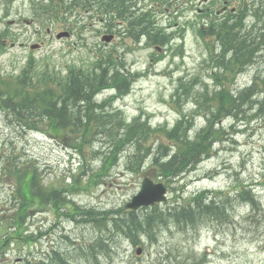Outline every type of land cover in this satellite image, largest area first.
<instances>
[{
	"label": "rangeland",
	"instance_id": "rangeland-1",
	"mask_svg": "<svg viewBox=\"0 0 264 264\" xmlns=\"http://www.w3.org/2000/svg\"><path fill=\"white\" fill-rule=\"evenodd\" d=\"M36 1L0 0V84L2 78L16 76L30 59L34 75L49 71L65 75L70 67L89 68L97 55L112 51L121 57L126 70L134 74L129 91L115 98L113 106L122 110L127 119L142 115L153 126H172L181 116L183 106L186 110L194 109L190 96L176 101L178 96L174 94L181 82L188 84L197 78L196 88L201 81L209 89L214 88L207 74L206 43L212 41L198 35L196 26L190 24L180 30L184 38H168L170 31L181 28L184 18H178V26L170 30L164 18L158 16L156 27H166L161 31L167 44L161 45L148 36L146 45L149 46L138 48L127 36L111 44L101 40L106 26L101 18L106 19L108 15L102 17L95 12L96 5L90 11L81 8L76 15L68 17L76 21L72 33L57 38L60 30L68 28L48 22L43 15V20L24 22L25 18L35 19ZM113 23H117L116 17ZM32 44L39 46L30 48ZM255 74L264 77V47L254 65L234 79L233 90L251 83ZM112 93L105 90L98 97L103 99ZM203 121L196 115L194 128L203 125ZM223 124L228 131L215 144L214 152L179 180H174L171 187L176 189V194L179 188L182 198L201 191L209 196L218 194L222 199L227 196L233 204L227 219L203 218L194 227L184 228L170 223L169 227L156 228L153 238L146 236L138 244L109 232L105 245L108 251L95 247L96 251L91 254L89 247L101 233L95 224L77 222L61 211L57 215L47 205L33 211L27 220L35 242L27 245L13 240L9 249L1 252L0 264H20L24 256H40L52 253V249L64 255L62 264H264V114L245 124L231 119L223 120ZM21 130L0 111V150L8 155L13 150L21 159L34 163L45 184L72 183L73 175L81 174L80 185L68 194V199L78 206L96 211L125 208L139 191L143 174L127 170L126 151L107 175L91 181L103 155L88 154L87 167L82 169L83 158L72 148L58 144L49 136ZM98 147L96 143L94 150L101 151ZM14 183L13 177L0 179V210L10 207ZM244 190L255 193V205L238 196ZM167 191L166 201L173 196L170 187ZM138 247H141L140 254L136 253Z\"/></svg>",
	"mask_w": 264,
	"mask_h": 264
},
{
	"label": "trees",
	"instance_id": "trees-1",
	"mask_svg": "<svg viewBox=\"0 0 264 264\" xmlns=\"http://www.w3.org/2000/svg\"><path fill=\"white\" fill-rule=\"evenodd\" d=\"M122 3L123 0L114 3L112 0H37L33 11L35 20H40L43 15L48 22L72 30L76 21L68 17L76 15L81 8L89 10L96 5L97 11L106 14L113 6L121 12ZM254 15L256 20L263 17L262 12ZM259 24L256 26L255 23L249 30L241 27V32H223V35H233L231 40L222 41L223 45L232 48V55L214 58L216 66L207 72L214 88L209 89L203 81L196 88L197 78L188 84L180 83L176 88V101L190 96L194 109L181 110V116L172 126H153L141 115L127 119L120 109L113 107L112 100L129 91L132 77L123 70V62L111 53L97 55L89 68L70 67L65 75L50 71L34 75L30 59L16 76L2 78L0 111L15 121L21 131L40 132L58 144L74 149L83 158L82 169L87 167L88 154L103 155L91 181L107 175L126 151L127 170L164 181L172 189L173 196L164 204L156 203L139 210L82 208L68 199L70 190L80 185L81 174L73 175L72 183L45 184L34 163L21 159L13 150L10 155L0 150V179L8 176L15 180L8 213L5 209L0 210V254L9 249L13 240L27 245L35 242L33 233L28 231L27 220L33 211L47 205L57 215L61 211L77 222L95 224L101 233L89 247L91 254L96 251L95 247L108 251L105 245L109 232L138 244L143 243L146 236L153 238L156 228L169 227L170 223L184 228L194 227L203 218L227 219L233 206L227 196L222 199L218 194L209 196L201 191L182 198L179 188L176 194L171 185L214 152L215 144L228 131L223 120L245 124L264 114V77L255 74L251 83L240 89L232 88L237 75L255 62L264 46V22ZM107 88H114L116 94L99 100L98 94ZM196 115L201 116L204 123L195 129L193 119ZM96 143L101 151L94 150ZM238 196L255 205V193L244 190ZM75 214L80 217L76 218ZM139 233L143 236L139 237ZM24 257L20 264L64 262V255L55 249L50 255Z\"/></svg>",
	"mask_w": 264,
	"mask_h": 264
},
{
	"label": "flooded vegetation",
	"instance_id": "flooded-vegetation-1",
	"mask_svg": "<svg viewBox=\"0 0 264 264\" xmlns=\"http://www.w3.org/2000/svg\"><path fill=\"white\" fill-rule=\"evenodd\" d=\"M259 1L261 0H123L121 12L115 10L114 6L109 8L105 19L107 24L105 32L111 35L110 43H116L121 36H127L138 48H145L149 46L146 45L148 36L150 39L161 37L160 31L146 28L149 19V24L157 25V17L162 16L166 21L164 23L172 30L175 25L178 26V18H184L185 23L179 30L170 31L169 40L179 36L184 38L179 33L185 25H198L204 31L207 30L208 39L216 43L215 46L212 45L213 49L217 47L215 53L231 54L232 48L223 45L222 41L231 40L233 35H223V32L240 30L242 16L253 6L251 4L254 2L257 4ZM115 17L116 24L113 23ZM101 22H104L103 18ZM217 41L221 45H218ZM159 44L165 45L167 41Z\"/></svg>",
	"mask_w": 264,
	"mask_h": 264
},
{
	"label": "water",
	"instance_id": "water-1",
	"mask_svg": "<svg viewBox=\"0 0 264 264\" xmlns=\"http://www.w3.org/2000/svg\"><path fill=\"white\" fill-rule=\"evenodd\" d=\"M68 31H61L57 34V37L68 36ZM105 41L110 40V36L106 35L102 38ZM166 187L162 182H154L149 177H144L141 182L139 191L133 195L131 200L126 204V207L131 209H137L140 206H148L155 202H160L166 198ZM140 248L137 249V253L140 252Z\"/></svg>",
	"mask_w": 264,
	"mask_h": 264
},
{
	"label": "bare ground",
	"instance_id": "bare-ground-1",
	"mask_svg": "<svg viewBox=\"0 0 264 264\" xmlns=\"http://www.w3.org/2000/svg\"><path fill=\"white\" fill-rule=\"evenodd\" d=\"M240 24H241V27H244V26H245V22H244V21H242ZM241 119H242V118H241ZM194 168H195V167H194ZM191 170H192V169H191ZM253 194H254V193H253ZM191 216H192V215H191ZM192 221H193V220H192ZM191 223H192V222H191ZM138 236H139V237H142L143 235L140 236V233H139ZM144 236H145V235H144Z\"/></svg>",
	"mask_w": 264,
	"mask_h": 264
}]
</instances>
